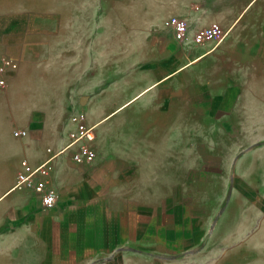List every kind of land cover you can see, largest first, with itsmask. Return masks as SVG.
Here are the masks:
<instances>
[{"label": "crops", "instance_id": "obj_1", "mask_svg": "<svg viewBox=\"0 0 264 264\" xmlns=\"http://www.w3.org/2000/svg\"><path fill=\"white\" fill-rule=\"evenodd\" d=\"M255 1L232 23L172 16L162 30L144 34L137 61L87 70L83 56L99 43L59 48L64 19L4 0L0 59L18 67L0 91L18 82L29 61L46 62L52 77L29 90L21 79L18 94L0 96L13 103L0 114V264H213L204 248L214 224L215 231L223 224L215 215L220 187H211L227 174L228 137L240 128L231 120L240 117V104L263 100L255 82L264 79V21L253 30L246 15ZM174 18L189 20L185 34ZM100 19L89 21L92 31L80 21L76 38L96 39ZM217 25L226 32L220 42L209 32ZM76 110L95 126L91 163L73 159L75 146L52 158L69 143ZM194 120L206 123V141ZM18 128L27 135L14 136ZM239 154L237 168L246 160ZM235 157L227 175L244 177ZM44 163L59 197L48 210L35 190L15 188L18 173ZM234 199L245 206L240 193Z\"/></svg>", "mask_w": 264, "mask_h": 264}, {"label": "rangeland", "instance_id": "obj_2", "mask_svg": "<svg viewBox=\"0 0 264 264\" xmlns=\"http://www.w3.org/2000/svg\"><path fill=\"white\" fill-rule=\"evenodd\" d=\"M14 1V0H12ZM17 4L26 10H42L50 16H59L67 25L59 38L55 39V46L64 48L69 44L70 49H75L78 44L84 42L92 47L93 43H99L84 55L85 67L95 69L101 65L102 69L111 63L118 64V69H123V64L134 62L142 56L140 43L147 31L162 30V25L172 16H187L198 14L202 19L206 16L222 19L226 23H232L250 0H16ZM4 0H0V11L3 9ZM199 7V8H198ZM196 11H198L196 13ZM252 19L253 30H258L261 21H264V0H256L246 12ZM100 17V34L96 30L95 38H76L78 26L86 22V31L91 30L90 20ZM97 19V18H96ZM247 23V26L251 24ZM97 25V22H96ZM70 26V29L68 27ZM84 26V25H83ZM241 26V25H240ZM252 26V25H251ZM241 28L239 29V31ZM98 36V38H97ZM86 50V49H85ZM87 53V51H86ZM71 61L73 60L72 56ZM35 61V60H33ZM46 62L30 63L21 69L20 78L14 81L13 86L0 91V96L18 94L21 79L24 80L27 90L35 82L52 77V72L44 69ZM104 72V71H103ZM264 74V72H261ZM256 90L260 91L262 101L240 104L239 118L231 122L240 128H233L228 142L231 149L228 152L227 174L231 169L233 158L239 154L245 155V164L240 163L237 168V156L234 169L243 171L244 177L223 174L221 182L214 183L212 190L220 197L221 209H216L223 225L215 231L214 224L211 231V246L204 248V253L212 258L213 264H264V79L255 82ZM13 103L0 99V114ZM244 106L242 113L241 107ZM242 114V118H241ZM186 121V120H185ZM188 121V120H187ZM198 129V136L206 141L209 134L206 131V123L200 120L192 121ZM226 136L215 135V142L222 143ZM241 159V158H240ZM233 171V168L231 169ZM208 185V184H207ZM209 186V185H208ZM210 187L207 188L209 190ZM245 197V206H237L236 194ZM238 198V197H236ZM235 203L228 206V202ZM217 201V200H215ZM218 210V211H217ZM243 226V227H241Z\"/></svg>", "mask_w": 264, "mask_h": 264}, {"label": "built area", "instance_id": "obj_3", "mask_svg": "<svg viewBox=\"0 0 264 264\" xmlns=\"http://www.w3.org/2000/svg\"><path fill=\"white\" fill-rule=\"evenodd\" d=\"M181 35L185 34L189 29V20L184 18H174L171 22ZM213 38L220 42L225 36L226 32L220 26H214L209 30ZM18 67V63L9 57L0 59V89H4L6 86V74L15 70ZM71 121L76 125V128L70 132L69 143L53 153L52 158H55L59 154L64 153L71 147H76L73 152V159L78 163H91L95 158L94 141L96 138L95 126H90L86 123V114L81 110H76L71 115ZM14 136H25L27 130L18 128L13 131ZM50 169L47 163H44L30 173L20 172L17 174L15 188L24 189L32 188L40 196L41 208L48 210L53 208L58 202V194L53 186L48 181Z\"/></svg>", "mask_w": 264, "mask_h": 264}, {"label": "water", "instance_id": "obj_4", "mask_svg": "<svg viewBox=\"0 0 264 264\" xmlns=\"http://www.w3.org/2000/svg\"><path fill=\"white\" fill-rule=\"evenodd\" d=\"M82 99L85 100V99H86V96H84ZM82 105H83V104H82Z\"/></svg>", "mask_w": 264, "mask_h": 264}]
</instances>
